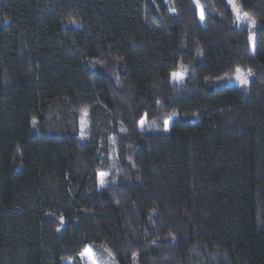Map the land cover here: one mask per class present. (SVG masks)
<instances>
[{"label":"trees","instance_id":"trees-1","mask_svg":"<svg viewBox=\"0 0 264 264\" xmlns=\"http://www.w3.org/2000/svg\"><path fill=\"white\" fill-rule=\"evenodd\" d=\"M198 3L0 0V264H264V0H237L253 51L227 0Z\"/></svg>","mask_w":264,"mask_h":264},{"label":"rangeland","instance_id":"rangeland-1","mask_svg":"<svg viewBox=\"0 0 264 264\" xmlns=\"http://www.w3.org/2000/svg\"><path fill=\"white\" fill-rule=\"evenodd\" d=\"M167 4H168V0H164ZM227 2H228V0H227ZM228 4H229V2H228ZM230 5V4H229ZM230 7H231V9H232V12H233V14H234V20H235V22H236V24L237 25H240V26H244V27H246L247 28V30H248V32H249V35H248V43H249V45H250V49H251V51H253V49H254V34H253V30L259 25V23L256 21V26L255 27H252L249 23H247L246 21H243V20H241V21H237V18H236V14H235V12H234V10H233V8H232V6L230 5ZM198 13H199V16H200V12H201V8L199 7L198 9ZM242 13H244L243 11H242ZM249 16V15H248ZM250 17V16H249ZM251 18V17H250ZM251 19H253V18H251ZM74 25H76V26H78V24L77 23H74ZM252 37V39L250 40L249 39V37ZM184 66V65H183ZM238 68V67H237ZM184 69H185V72H184V78H183V80L185 79V77L187 76V67L186 66H184ZM240 69H242V68H240ZM179 70H181V65L175 70V71H179ZM243 70V72L245 73V74H247V72H248V69H242ZM236 68L233 70V72L232 73H230V74H228V75H226V76H223V77H221V78H218L217 80H216V84L217 85H223V86H229V85H236V86H245V85H243V84H241L240 82H239V80H237L236 79ZM251 76H252V72H251V75H249L247 78H248V81H249V79L251 78ZM183 80L182 81H179V82H176V81H174V80H172V78H171V82L172 83H174V84H181L182 82H183ZM82 114H83V111H81L80 113H79V132H80V134H79V137H80V139H84L85 138V136H86V128H87V117H86V124L83 126V129H82V124H81V118H82ZM175 118V116H173V117H171V118H168V119H166L167 121H168V128H169V126H170V123H171V121L173 120ZM141 119H144L145 120V124H144V126L143 127H141V125H140V120ZM139 121H138V123H137V127H138V129L139 130H143L145 127H149V123H148V120L145 118V117H143V118H141ZM164 122L165 121H163V123H162V125L160 124V127L161 128H163L165 131H166V129H165V125H164ZM159 124L158 123H155L154 124V126L156 127V126H158ZM168 128H167V130H168ZM82 130H83V136H82ZM116 153H115V151H114V149L112 148L111 150H110V153H109V159H110V164H109V167L108 168H106V169H104V170H100V171H98V173H97V177H98V185H99V188H103V187H105L108 183H110V182H114V180H115V175H116V164H115V159H116V155H115ZM101 172H103V173H105V176L103 177V179H104V186L102 187L101 186V184H100V176H99V173H101ZM113 176V177H112ZM111 177V178H110ZM91 247L92 249H93V252H94V255H95V258H96V264H117L116 263V260H115V258H114V256L112 255V253L110 252V250L108 249V248H106L104 245H102V244H90V245H88V246H86L82 251H84L86 248H88V247ZM81 251V252H82ZM109 253H111V255H109ZM80 254V253H79ZM78 258H79V260L83 263V264H89V261L85 258V259H81L80 258V255H78ZM63 264H73V260H71V259H67V260H65V261H63Z\"/></svg>","mask_w":264,"mask_h":264},{"label":"snow or ice","instance_id":"snow-or-ice-1","mask_svg":"<svg viewBox=\"0 0 264 264\" xmlns=\"http://www.w3.org/2000/svg\"><path fill=\"white\" fill-rule=\"evenodd\" d=\"M193 2L196 4V6L198 8L200 7L198 0H193ZM228 2L232 6V8L236 14L237 21L243 20V21H246L247 23H249L252 27L256 26V21L254 19H251L247 13H242L241 7L237 4V0H228ZM172 11H175V9L173 8ZM200 19H201V21L204 20L203 10H201V12H200ZM249 39L251 40L252 37L250 36ZM184 72H185L184 66L181 65V70L171 72L170 75H171L172 80H174L176 82L182 81L184 78ZM236 74H237L236 79L239 80V82L241 84H243V85L248 84L249 81H248L247 77L249 75H251L250 69L248 70L247 74H245L243 72V70L238 67V68H236ZM87 116H88V112L85 109L83 111L82 118H81L82 129H83V126L86 124V117ZM33 123H35V120H33ZM144 124H145V120L141 119L140 120L141 127H143ZM164 125H165V129L167 130V128H168V121L167 120H165ZM82 136H83V130H82ZM99 176H100V184L103 187L104 186L103 177L105 176V173L101 172V173H99ZM61 222H63V217H61ZM174 238L175 237H173V239ZM79 255H80L81 259L86 258L89 261V264H96V258H95L93 249L90 246L88 248H86L84 251H82ZM109 255H111V253H109Z\"/></svg>","mask_w":264,"mask_h":264}]
</instances>
